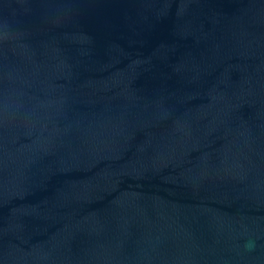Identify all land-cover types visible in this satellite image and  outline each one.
Wrapping results in <instances>:
<instances>
[{"label": "water", "instance_id": "95a60500", "mask_svg": "<svg viewBox=\"0 0 264 264\" xmlns=\"http://www.w3.org/2000/svg\"><path fill=\"white\" fill-rule=\"evenodd\" d=\"M0 264H264V0H0Z\"/></svg>", "mask_w": 264, "mask_h": 264}]
</instances>
